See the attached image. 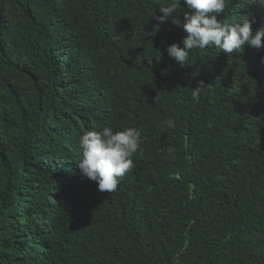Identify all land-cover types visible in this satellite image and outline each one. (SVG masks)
<instances>
[{"label": "trees", "instance_id": "1", "mask_svg": "<svg viewBox=\"0 0 264 264\" xmlns=\"http://www.w3.org/2000/svg\"><path fill=\"white\" fill-rule=\"evenodd\" d=\"M164 3L0 0V264H264V47L181 67ZM106 125L142 141L110 193L76 167Z\"/></svg>", "mask_w": 264, "mask_h": 264}, {"label": "clouds", "instance_id": "2", "mask_svg": "<svg viewBox=\"0 0 264 264\" xmlns=\"http://www.w3.org/2000/svg\"><path fill=\"white\" fill-rule=\"evenodd\" d=\"M232 0H166L159 6L161 15L156 17L158 25L167 21L182 29L181 44L167 47V55L181 67L188 65L193 50L214 48L226 55L244 52L245 47H264V27L255 32L248 16H236L225 22L221 14ZM264 8V0H251ZM203 82L190 90L197 96L204 89ZM166 128L175 127L173 120L164 121ZM141 132L136 128L114 130L106 125L102 130L84 132L78 140L79 153L76 167L82 176L95 182L101 192L114 191L120 179L134 166L133 157L141 150Z\"/></svg>", "mask_w": 264, "mask_h": 264}]
</instances>
